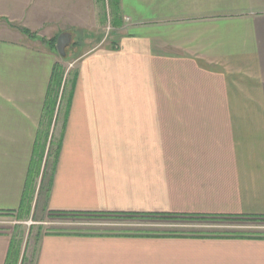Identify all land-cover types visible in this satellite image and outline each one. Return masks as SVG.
I'll return each mask as SVG.
<instances>
[{
  "label": "crops",
  "instance_id": "0c3cea01",
  "mask_svg": "<svg viewBox=\"0 0 264 264\" xmlns=\"http://www.w3.org/2000/svg\"><path fill=\"white\" fill-rule=\"evenodd\" d=\"M96 6L0 0V213L20 211L55 139L49 213L264 217V0H119L121 26L76 58L48 129L65 59L47 42L75 45L104 23ZM66 233L39 236L31 264H264V239ZM15 241L0 230V264Z\"/></svg>",
  "mask_w": 264,
  "mask_h": 264
},
{
  "label": "rangeland",
  "instance_id": "374dc122",
  "mask_svg": "<svg viewBox=\"0 0 264 264\" xmlns=\"http://www.w3.org/2000/svg\"><path fill=\"white\" fill-rule=\"evenodd\" d=\"M96 12L104 23L98 24L96 29L90 28L86 33H77L75 39L76 49L67 52L64 61L57 64L63 69V80H66L64 92L57 99V104L67 98L73 77V67L76 57L95 47L98 40L104 38L105 43L110 40L113 29L110 26L109 8L106 0H95ZM63 86V84H62ZM50 140L44 147L39 175L32 173L29 181L25 204L15 214L0 216V230L10 232L16 238V251L18 261L16 264H31L35 246L39 236L47 232H108L134 231V232H175V233H202V234H263L264 223L244 222L243 220L225 219H147L138 217H110V216H57L51 215L44 207L43 200L48 188L50 171L55 159L56 142ZM42 150V149H41ZM41 150H39L41 152ZM17 260V259H16Z\"/></svg>",
  "mask_w": 264,
  "mask_h": 264
},
{
  "label": "trees",
  "instance_id": "16d2710c",
  "mask_svg": "<svg viewBox=\"0 0 264 264\" xmlns=\"http://www.w3.org/2000/svg\"><path fill=\"white\" fill-rule=\"evenodd\" d=\"M108 8L110 10L109 15H110V26L112 28H118L121 26V19L119 17V0H106ZM26 33V32H25ZM48 47L51 50L55 49V43L56 41H48ZM74 44L68 49H73ZM78 58V57H76ZM65 59V58H64ZM63 69L61 66H59L57 63L54 65L52 74H51V79L49 82V87L47 90V94L45 97L44 101V120L46 121V124H48V129L51 127L52 124V118L54 115V111L56 107L60 104H57V99L58 96L64 92V86L66 83V80H63ZM71 87H72V78H71ZM63 84V86H62ZM42 149V150H41ZM39 153L36 154V159L33 160V164L31 167V171L29 172V180L32 175V173L39 172L41 169V164H42V159L44 155V147L39 146ZM37 150H35L36 153ZM58 152V145L56 144V149H55V157ZM37 174L35 173V176ZM28 191V190H27ZM27 193V192H26ZM25 193V197H26ZM25 204V198L23 200V205ZM22 205V207H23ZM21 207V209H22ZM20 209V210H21ZM57 215V216H88V215H68V214H56V213H51V215ZM7 215H12L11 213H0V216H7ZM93 216H110V215H93ZM120 217L116 215H111L110 217ZM123 217V216H121ZM130 217H138V218H147V219H179V217L175 216H130ZM207 219L206 217H193L189 219ZM212 219V218H211ZM213 219H225V220H243L244 222H251V223H264V217H246V218H241V217H214ZM68 233V232H67ZM66 233V234H67ZM68 234H75V235H93V236H117V237H211V238H246V239H264V233L263 234H245V233H231V234H202V233H194V232H189V233H175V232H134V231H112L111 233L108 232H101V233H95V232H87V233H80V232H75L71 231Z\"/></svg>",
  "mask_w": 264,
  "mask_h": 264
},
{
  "label": "water",
  "instance_id": "95a60500",
  "mask_svg": "<svg viewBox=\"0 0 264 264\" xmlns=\"http://www.w3.org/2000/svg\"><path fill=\"white\" fill-rule=\"evenodd\" d=\"M73 44V38L72 35L68 34V33H63L60 34L57 39H56V43H55V48L57 51V54L62 57L65 58L67 56V52H68V48H70Z\"/></svg>",
  "mask_w": 264,
  "mask_h": 264
}]
</instances>
